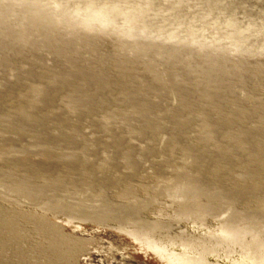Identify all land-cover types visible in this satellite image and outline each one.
Instances as JSON below:
<instances>
[{
	"label": "rangeland",
	"instance_id": "374dc122",
	"mask_svg": "<svg viewBox=\"0 0 264 264\" xmlns=\"http://www.w3.org/2000/svg\"><path fill=\"white\" fill-rule=\"evenodd\" d=\"M0 264H264V0H0Z\"/></svg>",
	"mask_w": 264,
	"mask_h": 264
},
{
	"label": "bare ground",
	"instance_id": "6f19581e",
	"mask_svg": "<svg viewBox=\"0 0 264 264\" xmlns=\"http://www.w3.org/2000/svg\"><path fill=\"white\" fill-rule=\"evenodd\" d=\"M195 181V180H194Z\"/></svg>",
	"mask_w": 264,
	"mask_h": 264
}]
</instances>
